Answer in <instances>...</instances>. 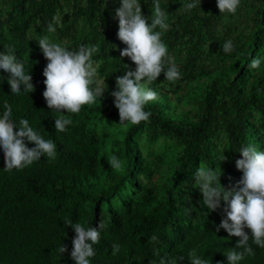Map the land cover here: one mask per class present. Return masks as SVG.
Segmentation results:
<instances>
[{
  "label": "trees",
  "instance_id": "16d2710c",
  "mask_svg": "<svg viewBox=\"0 0 264 264\" xmlns=\"http://www.w3.org/2000/svg\"><path fill=\"white\" fill-rule=\"evenodd\" d=\"M139 2L150 24L153 0ZM195 2L191 11L182 7ZM121 3L0 0V52L14 54L35 85L33 92L21 85L12 94L10 73L0 69V116L8 103L11 119H27L57 153L9 173L0 146V264H75L70 253L76 234L65 219L100 231L90 264H159L181 256L180 264H190L193 250L208 264H227L223 251L239 239L223 228L217 232L225 202L212 212L200 203L195 171L221 170L225 188L242 187L238 151L254 145L264 152V0H240L235 14L220 13L217 0H160L168 29L155 31L181 76L170 82L162 71L147 84L157 98L145 105L151 115L138 125L119 123L111 95L116 77L136 68L118 50L122 41L113 17ZM49 22L55 32L47 31ZM45 36L68 50L98 49L91 59L105 92L79 113L57 112L46 103L49 61L38 44ZM229 40L234 49L225 53ZM252 59H260L258 68L248 67ZM59 117L72 121L64 132L54 127ZM222 154L227 160L219 159ZM113 157L120 169L109 163ZM62 244L68 251L60 254ZM113 244L120 246L116 255ZM249 244L254 255L239 264H264V248L251 238Z\"/></svg>",
  "mask_w": 264,
  "mask_h": 264
},
{
  "label": "clouds",
  "instance_id": "9594fccd",
  "mask_svg": "<svg viewBox=\"0 0 264 264\" xmlns=\"http://www.w3.org/2000/svg\"><path fill=\"white\" fill-rule=\"evenodd\" d=\"M239 3L240 0H217V7L220 13L235 14ZM197 6L198 2H195L183 4L182 7L191 11ZM151 11L149 24L148 18L142 13L139 0H122L121 5L115 9L113 18H118L119 23L117 35L119 40L127 45L121 50L120 56L129 57L136 64L135 70H128L116 77L117 90L111 93L119 110L121 124L128 122L138 125L149 119L151 113L144 108L149 101L157 98V93L148 88L147 84L156 80L162 71L165 73V79L170 82H175L181 76L177 65L167 56V47L161 40V31H155L157 27L163 31L168 29L167 13L162 9L160 0H153ZM55 30L54 24L49 22L47 31L52 33ZM38 44L49 61L43 72L46 77L43 96L50 109L57 112L66 110L75 114L79 113L83 105L92 104L97 96H103L105 90L96 81L97 69L91 59L98 51L95 46L68 50L51 42L47 36L39 39ZM233 49L231 40L223 44V52L231 53ZM260 64V59H252L248 67L256 69ZM0 69L10 73L7 81L12 94H19L21 85L25 91L35 90L32 75L26 74L23 63L18 62L14 54L0 52ZM2 79L3 77H0V80ZM3 107L5 110L0 116V146L4 152V170L9 173L14 169L22 170L42 156H47L50 160L55 159V143L45 140L34 131L27 119H20L18 124L13 121L12 108L8 103ZM71 122L67 118H55L54 127L57 132H64ZM25 138L35 146L28 147ZM238 152L242 158L237 159L235 164L243 173L239 181L242 187L225 188L220 180L221 170L217 173L214 169L200 166L195 171V186L202 193L200 203L212 212L220 207L221 200L225 202L226 217L218 225L217 232L223 228L229 238H239L231 250L223 251L227 264H239L246 256L254 255L249 244L250 238L252 243L264 248V152L258 151L254 145L241 147ZM219 159L227 160V157L222 154ZM109 163L115 169L121 168V162L114 157ZM64 224L71 226L76 234L72 241L71 258L75 264H90L89 258L95 256L93 245L100 241V231L97 227L86 228L71 219H65ZM103 227L102 223L99 224V229ZM245 229H249L251 234ZM152 239L155 240V237ZM112 248L113 255H116L120 246L113 244ZM67 251L64 244L58 249L60 254ZM183 260V256L179 261L161 258L159 264H180ZM189 261L190 264H208V261L197 256L194 250L189 253Z\"/></svg>",
  "mask_w": 264,
  "mask_h": 264
},
{
  "label": "rangeland",
  "instance_id": "374dc122",
  "mask_svg": "<svg viewBox=\"0 0 264 264\" xmlns=\"http://www.w3.org/2000/svg\"><path fill=\"white\" fill-rule=\"evenodd\" d=\"M125 47H127V45L122 42L118 48L119 52H121V50L124 49Z\"/></svg>",
  "mask_w": 264,
  "mask_h": 264
}]
</instances>
